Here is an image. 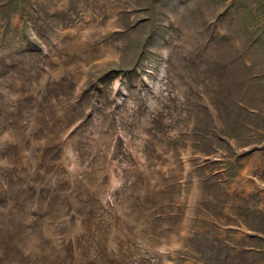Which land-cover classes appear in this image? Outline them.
I'll list each match as a JSON object with an SVG mask.
<instances>
[{"label":"rangeland","instance_id":"rangeland-1","mask_svg":"<svg viewBox=\"0 0 264 264\" xmlns=\"http://www.w3.org/2000/svg\"><path fill=\"white\" fill-rule=\"evenodd\" d=\"M0 264H264V0H0Z\"/></svg>","mask_w":264,"mask_h":264},{"label":"bare ground","instance_id":"bare-ground-1","mask_svg":"<svg viewBox=\"0 0 264 264\" xmlns=\"http://www.w3.org/2000/svg\"><path fill=\"white\" fill-rule=\"evenodd\" d=\"M71 227V226H70ZM65 237V236H64ZM34 239V238H33ZM21 241V240H20Z\"/></svg>","mask_w":264,"mask_h":264}]
</instances>
